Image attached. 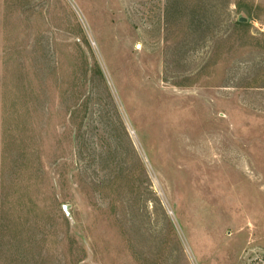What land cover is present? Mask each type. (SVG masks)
<instances>
[{"label": "rangeland", "instance_id": "1", "mask_svg": "<svg viewBox=\"0 0 264 264\" xmlns=\"http://www.w3.org/2000/svg\"><path fill=\"white\" fill-rule=\"evenodd\" d=\"M0 264H264V0H0Z\"/></svg>", "mask_w": 264, "mask_h": 264}, {"label": "water", "instance_id": "2", "mask_svg": "<svg viewBox=\"0 0 264 264\" xmlns=\"http://www.w3.org/2000/svg\"><path fill=\"white\" fill-rule=\"evenodd\" d=\"M239 22L244 23L245 20H244V19H240ZM63 210H64V212H65L66 214H68V213H67V206H64V207H63Z\"/></svg>", "mask_w": 264, "mask_h": 264}, {"label": "trees", "instance_id": "3", "mask_svg": "<svg viewBox=\"0 0 264 264\" xmlns=\"http://www.w3.org/2000/svg\"><path fill=\"white\" fill-rule=\"evenodd\" d=\"M239 25H241L242 23L241 22H237Z\"/></svg>", "mask_w": 264, "mask_h": 264}]
</instances>
